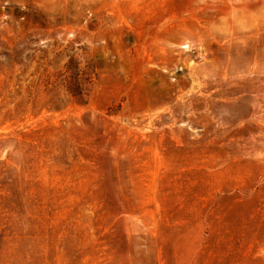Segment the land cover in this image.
<instances>
[{"label": "rangeland", "instance_id": "1", "mask_svg": "<svg viewBox=\"0 0 264 264\" xmlns=\"http://www.w3.org/2000/svg\"><path fill=\"white\" fill-rule=\"evenodd\" d=\"M0 264H264V0H0Z\"/></svg>", "mask_w": 264, "mask_h": 264}]
</instances>
